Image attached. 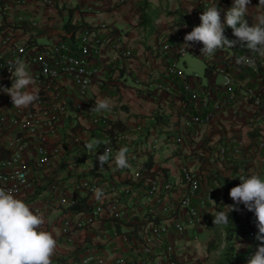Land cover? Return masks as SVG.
<instances>
[{
    "label": "built area",
    "instance_id": "obj_1",
    "mask_svg": "<svg viewBox=\"0 0 264 264\" xmlns=\"http://www.w3.org/2000/svg\"><path fill=\"white\" fill-rule=\"evenodd\" d=\"M115 1L121 3L123 0ZM199 2L198 6L191 8L196 17H200L211 6L207 1ZM233 2L221 1L222 6L219 7L222 9V22L226 10ZM110 3V0H0V12L25 4L43 8L64 5L67 10L71 8L72 13L78 14L80 19V13L99 15ZM253 3L251 0L245 17L249 26L253 24V17L263 11L262 7L257 8ZM25 20L31 25L36 23L32 17H25L16 11L11 17L0 21V89L11 87L8 66L17 59L25 58L33 65L29 70L39 97L28 108H16L13 107L11 97L0 90V187L11 189L14 194L26 190L34 177L43 175L44 170L53 162L57 146L47 140V134L55 130L58 118L65 110V99L57 83L59 78L65 77L71 81L78 96L74 107L80 113L87 114L93 126L101 124L100 131L104 134L105 142L101 147L103 151L105 147L115 150L122 137L121 131L113 122L108 121L111 117L107 113L90 111L94 104L87 97L89 87L92 82L100 86L105 81L104 77L95 74V67L87 64L89 54L97 51L102 39L96 28L80 26V23L76 24V18H67L64 31L66 35H76L75 50L67 42L56 39L40 43L30 51L27 50L29 37L18 31L20 23ZM97 25L100 28L106 27L102 20H98ZM186 34L178 26L160 30L158 47L162 53V73L145 83L147 89L156 88L163 92L162 106L175 119L172 126L183 130L163 138L177 144L183 133L211 120L240 99L253 106L246 118L247 124L257 128L261 135L264 134V56L239 46L217 50L211 56L203 55L199 50L208 69L207 73L219 75V79L201 82L195 78L196 74L186 73L179 64L186 52L180 48ZM225 36L235 39L232 30L226 32ZM118 53L127 56L130 50H119ZM242 55H247L255 67L237 64V57ZM159 112L167 115L163 109ZM163 124L160 122L158 127L152 129L155 133L161 128V131H166L168 126L163 127ZM147 133H142V141L134 148L139 153L156 152L161 145L157 134L150 137ZM69 137L74 143L79 139L73 130ZM262 144V140L257 139L254 151L247 152L249 162L257 156ZM231 146L226 155L225 146L220 144L209 157L223 159L228 155L235 156L242 142L236 140ZM129 165L118 176L85 174L73 180L71 187L75 192L91 194L99 188L105 195L83 212L64 210L58 219L59 235L66 241H73V232L83 229L87 236L96 238H90L93 244H107L112 237L117 238V243L112 247L102 245L80 249L74 264H186L174 256L170 237L183 234L187 228L193 229L206 216L204 209L191 202L197 186L203 183L210 196L216 193L218 184L214 182V186L207 185V171L191 170L185 162H180L177 178L174 179H168L159 168L145 167L142 159L134 158ZM65 188L63 183L49 187L52 194L56 195L55 200L50 201L53 205L63 208V205L75 198L74 193L66 194ZM45 189L48 194L47 187ZM136 195H139L138 199L133 198ZM142 196L148 201L142 202ZM31 210L39 212L40 208ZM105 220L109 221V228L102 226ZM234 224L243 230L251 243L244 256V264H247V258L256 251L259 243L257 241L254 244V235L258 231L255 215L248 211L245 216L237 218ZM107 229L111 233L104 235ZM97 237L103 241H98Z\"/></svg>",
    "mask_w": 264,
    "mask_h": 264
},
{
    "label": "crops",
    "instance_id": "obj_2",
    "mask_svg": "<svg viewBox=\"0 0 264 264\" xmlns=\"http://www.w3.org/2000/svg\"><path fill=\"white\" fill-rule=\"evenodd\" d=\"M110 1V5L97 16L80 13L79 19L78 14L72 13L71 8H69L71 10H67L64 5L43 8L25 4L16 9L2 10L0 21L5 17H11L15 11L25 17H32L36 21L34 25L25 20L20 23L21 27L18 29L29 37L27 50L30 51L40 43L56 39L67 42L75 50L76 35H66L64 31L67 18H76V24L80 23V26L88 25L96 28L102 39L97 51L89 54L87 64L95 67V74L104 77L105 81L100 86L92 82L87 97L93 104L98 98H108L111 101V110L103 112L115 119L118 123L115 127L122 133L120 143L112 151V158L114 159L116 152L121 147H127L129 163L134 158L142 159L144 164L146 160H150L151 163L148 167L161 169L168 179L177 178L180 162H185L191 170L207 171V185L214 186V182L218 184L216 193L208 196L206 186L200 183L191 198L192 204L204 209L203 213H207L206 216L193 229L187 228L183 234L174 235L170 239L174 256L178 260L186 264H214L216 257L211 250L207 249V244L216 231L214 227L207 226L204 219L209 214L215 215L216 211L223 210L222 204L233 203L229 196V190L232 187L224 192L222 185L217 182V177H232V180L235 181L233 187L240 183L238 178L240 176L247 177L255 173L264 179V134L261 135L257 128L249 126L246 122L253 106L248 101L240 99L232 106L221 110L211 120L197 125L188 133H183L181 141L177 144L166 141L163 136L174 134L178 130L183 132V130L180 128L177 130L175 126H172L175 119L172 115H168L167 110L162 106L163 92L156 88L147 89L145 83L162 73V53L158 47L160 30L178 26L187 33L191 32L195 26H199L201 23L199 17L194 16L191 11L193 6L199 5L200 0H123L121 3H117L115 0ZM204 1L211 4L215 2V0ZM221 1L218 0L219 6H222ZM253 1V6L259 5L257 0ZM261 7L264 11V5ZM98 20L104 21L106 27H98ZM202 47L200 44L194 43L189 49L199 51ZM124 49H129L130 54L121 56L118 51ZM21 60L29 66V69L33 67L25 58H21ZM137 78H139L138 81H136ZM57 83L65 99V110L60 114L55 130L47 134V140L57 146L53 162L44 170L45 175L34 177L26 190L15 195L23 199L31 209L40 208L38 213L43 216L46 229L52 232L57 240L56 253L52 258L53 264H74L80 249L102 245L112 247L117 243V238L112 237L107 244L105 242L93 244L90 238L93 240L96 238L87 236L83 229H76L73 232V241L64 240L59 235L57 225L58 219L66 209L53 205L51 202L55 200L56 195L46 194L47 186L40 190L41 186L38 184L50 180L48 179L50 177L46 176L50 169L57 170L58 177H60L57 182L65 184V193L76 195L80 192H75L71 186L73 180L78 178L75 177L78 173L80 176L100 174L103 177H111L122 174V169L116 168L111 160L103 169H100L96 154L88 152L84 147L85 144L93 140L91 132L94 126L87 114L80 113L74 107L78 96L75 94L71 81L61 77ZM161 109L167 115L159 112ZM112 110L114 111L112 112ZM160 122L164 123L163 127L168 126V129L161 131V128L155 133L152 128L158 127ZM72 130L79 135V139L75 143L69 140ZM142 133H147L150 137L157 134L161 145L156 152L146 154L144 151L139 153L134 150L138 142L142 141ZM257 139L262 140L263 144L254 160L249 162L247 152L254 151ZM236 140L242 142V147L238 154H234L233 158H246V161L241 162L240 165L235 168L231 166V161H228L229 156H225L223 159H219L217 156L212 159L209 157V154H212L220 144L224 143L225 148L230 149L232 142ZM99 155H102L101 151H97V156ZM51 181L52 178L49 182ZM118 183L121 184V181L119 180ZM83 194L86 195L85 202L88 207L97 201L94 193H80V195ZM133 198L138 199L139 195L133 196ZM141 200L142 202L148 201L143 196ZM87 208L80 211L83 212ZM239 208L240 211H234L228 217L227 224L230 223L234 226L231 236L233 257L228 261V264H244V256L249 248L247 246L251 245L243 230L235 227L234 224L237 218L245 216L248 212L242 204ZM108 224L109 221L105 220L102 226L109 228ZM107 233H111V230L107 229L104 235ZM97 239L103 241L100 237ZM236 242L244 244L246 247H242L238 251ZM256 242L254 238V244Z\"/></svg>",
    "mask_w": 264,
    "mask_h": 264
},
{
    "label": "clouds",
    "instance_id": "obj_3",
    "mask_svg": "<svg viewBox=\"0 0 264 264\" xmlns=\"http://www.w3.org/2000/svg\"><path fill=\"white\" fill-rule=\"evenodd\" d=\"M250 3L251 0H234L232 6L226 10L222 22V9L218 5V0H215L200 15L199 26H195L184 36V43L180 45L181 51L188 52L192 44L201 43L203 47L200 52L203 55L211 56L217 50L239 46L246 47L251 53L264 56V11L258 12L253 17V24L249 26L245 17L248 15ZM261 5H264V0H259L257 8ZM225 27L232 29L235 39L225 36ZM236 63L255 67L247 55L237 57ZM8 70L11 73V87L0 90L11 97L13 107L28 108L39 98L29 66L23 60L17 59L14 64L8 66ZM111 107L108 98H98L90 111L100 113L110 111ZM100 144V140L93 139L84 145L88 152L96 154L100 169L109 164L110 160L118 169L130 166L127 147H121L113 159L112 150L108 147H105L102 155L97 156L96 149ZM238 178L240 183L229 190L233 203L222 204L223 210L215 212L213 224H227L228 214L240 211L241 204L247 211L253 212L255 227L258 229L254 238L259 243L256 251L247 258V264H264V179L255 173ZM93 192L97 200H101L105 195L99 188ZM213 203L216 204L215 201ZM237 245L238 251L246 247L240 243ZM56 249L57 240L53 233L46 229L43 216L32 211L30 206L11 189L0 187V264H53L52 258Z\"/></svg>",
    "mask_w": 264,
    "mask_h": 264
},
{
    "label": "trees",
    "instance_id": "obj_4",
    "mask_svg": "<svg viewBox=\"0 0 264 264\" xmlns=\"http://www.w3.org/2000/svg\"><path fill=\"white\" fill-rule=\"evenodd\" d=\"M231 28L225 27V32L231 31ZM208 69L206 68V66L204 67V72L207 73ZM95 103V102H94ZM108 121L113 122V125L116 126V124L118 125V123L115 121V119L113 118H108ZM100 123H102V121L100 120ZM101 128V124L97 123L93 129H92V136L93 139H97L101 141V144L98 146V148L96 149V151H101L103 154V149L101 148L105 142H104V134L100 131ZM223 146H225V144L223 143ZM228 148H225L224 153L227 155L228 152ZM229 156V160L231 161V166H233L234 168L238 165H240L241 162L246 161V158H240V157H234L233 156ZM151 161L150 160H146L145 161V167H148L150 165ZM217 182L222 185L223 191H227L229 188L233 187L235 181L232 180V177L230 178H225V177H217ZM86 199V195H80L76 194L75 198L66 203L65 205H63L64 209L70 210L72 212H77L80 211L81 209H85L87 208V203L85 202ZM233 213V212H232ZM229 213L228 217L232 214ZM208 217H206L204 219L205 224L207 226L210 227H214L216 234L218 236V238L220 239V241L222 242V247L220 249L219 255L218 257L215 259V263L214 264H228V261L233 257V244H232V240H231V236H232V229L234 228V226L232 224H221V225H214L213 224V218H214V214H209L207 215ZM219 233H221V235H223L221 238L219 237ZM210 244H211V239L208 241L207 244V249H211L210 248Z\"/></svg>",
    "mask_w": 264,
    "mask_h": 264
},
{
    "label": "rangeland",
    "instance_id": "obj_5",
    "mask_svg": "<svg viewBox=\"0 0 264 264\" xmlns=\"http://www.w3.org/2000/svg\"><path fill=\"white\" fill-rule=\"evenodd\" d=\"M189 52V53H188ZM188 52H185V54L180 58L179 64L182 65L184 68L185 72L188 74H196L195 76L196 79H200L201 82H206L212 79H219V75L211 72V73H205L204 72V60L202 55L195 50L188 49ZM183 59V62L181 61ZM49 174V175H48ZM48 174L46 176H49L52 181L49 182L48 180H45L38 184V186H41L39 189L41 190L42 188L47 186V191L49 192V195L52 196V192L49 190V187H53L57 182V180H60V177H58V172L57 170L50 169L48 171ZM45 175V174H44ZM80 173H78L75 177H79ZM223 235L219 233V237L221 238ZM222 247V242L218 238L217 234L214 233V235L211 238V244L209 250H211L212 254L217 258L220 252V249Z\"/></svg>",
    "mask_w": 264,
    "mask_h": 264
}]
</instances>
